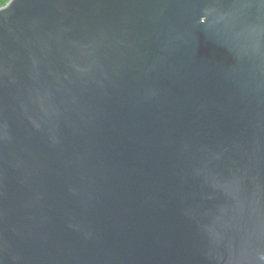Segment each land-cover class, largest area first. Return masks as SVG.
I'll list each match as a JSON object with an SVG mask.
<instances>
[{"label":"water","instance_id":"95a60500","mask_svg":"<svg viewBox=\"0 0 264 264\" xmlns=\"http://www.w3.org/2000/svg\"><path fill=\"white\" fill-rule=\"evenodd\" d=\"M264 0L0 8V264H264Z\"/></svg>","mask_w":264,"mask_h":264},{"label":"rangeland","instance_id":"374dc122","mask_svg":"<svg viewBox=\"0 0 264 264\" xmlns=\"http://www.w3.org/2000/svg\"><path fill=\"white\" fill-rule=\"evenodd\" d=\"M10 0H0V8L7 5Z\"/></svg>","mask_w":264,"mask_h":264},{"label":"clouds","instance_id":"9594fccd","mask_svg":"<svg viewBox=\"0 0 264 264\" xmlns=\"http://www.w3.org/2000/svg\"><path fill=\"white\" fill-rule=\"evenodd\" d=\"M262 259H264V257H262Z\"/></svg>","mask_w":264,"mask_h":264}]
</instances>
